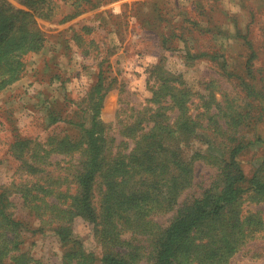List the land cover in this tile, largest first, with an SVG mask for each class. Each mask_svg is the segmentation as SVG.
I'll list each match as a JSON object with an SVG mask.
<instances>
[{"label": "rangeland", "instance_id": "rangeland-1", "mask_svg": "<svg viewBox=\"0 0 264 264\" xmlns=\"http://www.w3.org/2000/svg\"><path fill=\"white\" fill-rule=\"evenodd\" d=\"M109 1L0 0V8L10 7L17 17L18 11L32 14L44 34L43 46L24 57L26 70L0 89V195L9 194L8 213L22 220L20 248L9 257L25 254L31 264H62L57 214L73 209L86 161L84 144L66 151L64 141L82 143L83 128L94 122L107 159L128 160L156 122L178 129L183 114L175 102L186 103L198 126L188 138L179 132L169 136L163 150L174 155L178 147L182 159L193 163L192 178L171 209L154 210L147 219L158 232L179 210L223 184L221 165L204 156L214 146L222 156L238 151L243 190L263 167L264 0H116L121 8L113 6L105 22L60 24L42 16L87 12ZM9 25L2 23L0 31ZM12 41L0 38L8 50L0 58V82L12 65ZM203 52L208 54L196 57ZM104 189L98 178L93 188L98 212ZM241 202L244 214L259 212L264 219L263 196L244 193ZM0 235L14 236L3 233L1 225ZM72 237L102 259L105 249L93 224L77 217ZM155 237L124 230L123 249L128 243L141 246L140 264H151ZM227 264H264V229L249 236Z\"/></svg>", "mask_w": 264, "mask_h": 264}, {"label": "trees", "instance_id": "trees-1", "mask_svg": "<svg viewBox=\"0 0 264 264\" xmlns=\"http://www.w3.org/2000/svg\"><path fill=\"white\" fill-rule=\"evenodd\" d=\"M27 4L31 7L29 2ZM58 12L60 17L57 15V18H53L56 14L43 13L42 16L64 24L84 11L71 14L65 10ZM18 14L19 17L10 7L0 8V25L10 24L7 31H0V38H13L12 65L5 74L8 78L0 82V89L20 77L27 67L24 57L38 51L44 44V34L36 20L32 19V14L25 11H18ZM253 18H257L256 13H253ZM180 38L187 44L185 37ZM3 48L0 42V58L8 51H3ZM205 54L208 53L203 52L196 57ZM175 103L179 104L183 114L178 129H173L172 124L156 122L142 135L128 160L107 159L96 122L92 128H83L82 143L64 141V146L69 144L63 147L66 151L76 150L84 144L86 161L78 176V192L72 197L73 209L60 210L57 214L55 233L64 249L62 264H97L99 261L102 264H140L142 247L128 243L127 249H123L121 236L124 230L157 236L153 239L148 257L151 264H227L247 243L249 236L264 229V219L259 212L246 215L241 207L244 193L264 197V164L251 179L249 187L243 190L240 184L246 177L238 164V151L230 149L222 156L223 151L217 146L204 156L221 165L225 171L223 184L210 188L192 207L179 210L170 226L160 232L156 224L147 221L154 210L171 209L176 203L178 191L188 185L192 178L193 163L182 159L184 154L178 153V147L174 155L163 150L167 147L169 136L179 132L188 138L198 126L188 117L186 103L177 99ZM18 143L19 140L14 146ZM98 178L103 180L105 188L100 212L96 210L93 195ZM8 195L7 192L0 195V225L3 233L14 236L2 239L6 237L3 235L0 238V264H31L33 259H28L25 254L9 257L10 252L20 248L22 230L19 225H22V220L8 213L11 205ZM77 217L94 225L96 238L105 249L102 259L86 251L82 243L72 237V227Z\"/></svg>", "mask_w": 264, "mask_h": 264}, {"label": "crops", "instance_id": "crops-1", "mask_svg": "<svg viewBox=\"0 0 264 264\" xmlns=\"http://www.w3.org/2000/svg\"><path fill=\"white\" fill-rule=\"evenodd\" d=\"M113 6H116L117 8H121L120 1L112 0V2L109 1L101 5H98L96 7H92L87 12H84L78 15L77 17H75L72 23L75 24L88 18L96 19V21L94 20V22H105L106 21L105 16L109 17L108 12L109 10H112L114 8Z\"/></svg>", "mask_w": 264, "mask_h": 264}]
</instances>
